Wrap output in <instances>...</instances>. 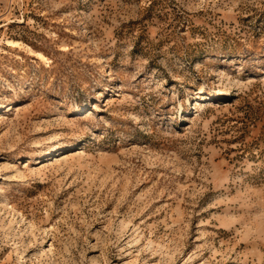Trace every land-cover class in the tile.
Listing matches in <instances>:
<instances>
[{
    "label": "rangeland",
    "instance_id": "374dc122",
    "mask_svg": "<svg viewBox=\"0 0 264 264\" xmlns=\"http://www.w3.org/2000/svg\"><path fill=\"white\" fill-rule=\"evenodd\" d=\"M0 264H264V0H0Z\"/></svg>",
    "mask_w": 264,
    "mask_h": 264
},
{
    "label": "bare ground",
    "instance_id": "6f19581e",
    "mask_svg": "<svg viewBox=\"0 0 264 264\" xmlns=\"http://www.w3.org/2000/svg\"><path fill=\"white\" fill-rule=\"evenodd\" d=\"M57 150H60V149H57ZM51 153H53V151Z\"/></svg>",
    "mask_w": 264,
    "mask_h": 264
}]
</instances>
